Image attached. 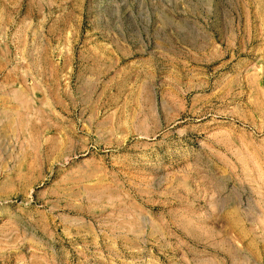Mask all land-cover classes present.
Wrapping results in <instances>:
<instances>
[{"label": "rangeland", "instance_id": "rangeland-1", "mask_svg": "<svg viewBox=\"0 0 264 264\" xmlns=\"http://www.w3.org/2000/svg\"><path fill=\"white\" fill-rule=\"evenodd\" d=\"M0 264H264V0H0Z\"/></svg>", "mask_w": 264, "mask_h": 264}]
</instances>
